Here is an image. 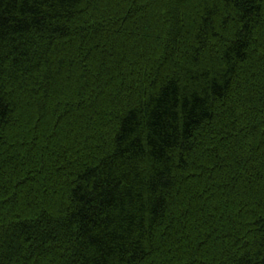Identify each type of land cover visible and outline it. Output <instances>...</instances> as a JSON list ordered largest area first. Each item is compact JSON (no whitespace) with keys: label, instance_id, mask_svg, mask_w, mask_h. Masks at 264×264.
<instances>
[{"label":"trees","instance_id":"16d2710c","mask_svg":"<svg viewBox=\"0 0 264 264\" xmlns=\"http://www.w3.org/2000/svg\"><path fill=\"white\" fill-rule=\"evenodd\" d=\"M0 264H264V0H0Z\"/></svg>","mask_w":264,"mask_h":264}]
</instances>
